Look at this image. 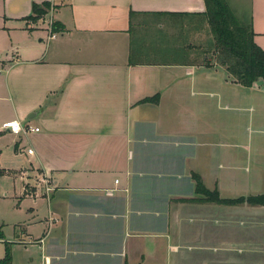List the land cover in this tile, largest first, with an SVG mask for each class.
Masks as SVG:
<instances>
[{
  "label": "crops",
  "instance_id": "obj_1",
  "mask_svg": "<svg viewBox=\"0 0 264 264\" xmlns=\"http://www.w3.org/2000/svg\"><path fill=\"white\" fill-rule=\"evenodd\" d=\"M246 1L240 23L264 50V0ZM44 2L54 11L31 26ZM205 11L204 0H0V30L25 32L0 62L10 122L39 129L24 170L25 196L46 200L38 264H177L187 221L213 218L215 204L183 201L199 198L192 175L223 199L216 110L233 97L263 112L264 84L245 88L215 63Z\"/></svg>",
  "mask_w": 264,
  "mask_h": 264
},
{
  "label": "rangeland",
  "instance_id": "obj_2",
  "mask_svg": "<svg viewBox=\"0 0 264 264\" xmlns=\"http://www.w3.org/2000/svg\"><path fill=\"white\" fill-rule=\"evenodd\" d=\"M246 2L229 0L239 22H245L248 16ZM26 20L31 26L38 24ZM24 38L22 30H0V62L5 54L16 52ZM4 75L0 67V260L8 247L12 264H38L35 241L31 239L41 233L39 221L46 215V200H33L24 194L26 185H33L24 174L31 162L26 155L28 141L2 128L3 123L15 119ZM216 116L228 133L224 139L216 137L215 146V173L226 174L221 198L264 193L260 184H264V111L255 104H238L232 97L220 102ZM186 225L190 235L183 237L177 264H264V207L214 205L212 219L204 223L187 221Z\"/></svg>",
  "mask_w": 264,
  "mask_h": 264
},
{
  "label": "trees",
  "instance_id": "obj_3",
  "mask_svg": "<svg viewBox=\"0 0 264 264\" xmlns=\"http://www.w3.org/2000/svg\"><path fill=\"white\" fill-rule=\"evenodd\" d=\"M67 1V0H55ZM204 13L209 30L213 35V58L215 63L224 68L232 82L250 88L258 81L264 84V50L254 43V33L251 24L240 23L226 0H204ZM50 2L41 5H32V16L29 20L37 21L48 14ZM55 8L56 6L53 5ZM53 32H59L58 24L53 23ZM195 182V194L198 199L184 200L183 202L213 203L221 206H241L247 204L252 207H264V194L256 196H242L236 199H220L217 190L212 192L205 189L201 179L192 175ZM3 239L0 226V240ZM0 264H12L8 247Z\"/></svg>",
  "mask_w": 264,
  "mask_h": 264
},
{
  "label": "built area",
  "instance_id": "obj_4",
  "mask_svg": "<svg viewBox=\"0 0 264 264\" xmlns=\"http://www.w3.org/2000/svg\"><path fill=\"white\" fill-rule=\"evenodd\" d=\"M50 8H51V11L49 12V14L52 13L53 4L51 5ZM40 20H42V19H39L38 21H40ZM52 26H53V21L51 19H49L45 22V27H46V30L48 31V39H54L57 35L56 32H53ZM4 128L8 132H10L16 136H24V137H27L32 132H38L39 131V129H37V128H31L29 126H22L17 121H13V122H9V123L5 124ZM32 153H33V151L31 149L27 150L28 155H32ZM42 184L44 187L45 194L47 196L50 195L53 192V185L50 182V180L47 178H43Z\"/></svg>",
  "mask_w": 264,
  "mask_h": 264
}]
</instances>
